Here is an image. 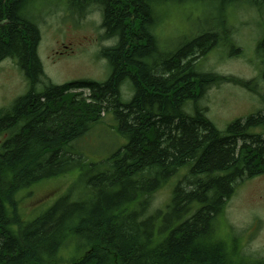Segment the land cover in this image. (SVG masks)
<instances>
[{"label":"trees","instance_id":"16d2710c","mask_svg":"<svg viewBox=\"0 0 264 264\" xmlns=\"http://www.w3.org/2000/svg\"><path fill=\"white\" fill-rule=\"evenodd\" d=\"M31 2L0 0V62L14 59L28 83L0 108V264H54L74 240L86 251L67 264H264L240 247L229 252L216 234L236 188L264 174V134L252 131L264 127V69L259 81L200 72L195 62L222 44L234 47L232 9L264 0H69L80 15L100 8L103 37L115 43L100 51L110 66L105 81L64 84L45 79L41 33L24 15ZM165 5L212 6L224 30L207 28L163 51L155 31ZM257 49L264 58V38ZM125 82L133 92L127 100ZM222 83L248 89L263 106L225 131L199 104ZM107 113L126 142L106 160L87 162L75 143ZM75 169L83 170L78 199L67 193L23 222L17 194ZM179 174L169 203L150 211L154 194Z\"/></svg>","mask_w":264,"mask_h":264},{"label":"rangeland","instance_id":"374dc122","mask_svg":"<svg viewBox=\"0 0 264 264\" xmlns=\"http://www.w3.org/2000/svg\"><path fill=\"white\" fill-rule=\"evenodd\" d=\"M87 13H76L69 0H32L25 8V17L36 23L41 33L38 55L46 80L56 84L77 80L105 81L110 75V66L106 59L100 57V50L115 41H107L103 37L102 13L97 8ZM158 15L155 33L160 49L166 52L175 50L207 28L224 30L221 26V13L212 6L165 5L159 9ZM229 24L232 28L229 34L235 46L220 45L206 57H197L195 62L198 70L243 79L259 78L260 81L264 58L259 54L257 46L264 38V5L251 7L247 3L241 4L237 9H232ZM223 34L227 32L223 31ZM261 86L264 89V81ZM27 87L26 77L14 59L7 58L0 62V108L10 107L18 96L27 91ZM121 90L125 100L133 93L128 82L122 85ZM82 92L85 95L89 93L88 90ZM199 104L207 109V116L221 131H225L237 118H244L263 108L257 95L234 83H222L209 89ZM186 110L192 111L188 107ZM105 116L75 143L85 147V151L80 152L87 162L106 160L126 142L116 132L112 114L107 113ZM252 131L264 134V127ZM3 139L1 137L0 142ZM82 172L75 169L21 190L16 198L23 222L33 220L67 193H72V197L78 199L83 189ZM180 176H175L154 194L150 211L164 208L169 203L174 183ZM216 234L226 243L229 252L240 247L238 249L245 257H264V174L249 178L236 188L225 211L217 219ZM85 251L79 249L74 240L60 250L54 264H67L73 258L82 256Z\"/></svg>","mask_w":264,"mask_h":264},{"label":"bare ground","instance_id":"6f19581e","mask_svg":"<svg viewBox=\"0 0 264 264\" xmlns=\"http://www.w3.org/2000/svg\"><path fill=\"white\" fill-rule=\"evenodd\" d=\"M94 8H97V10H99V11L102 13L101 9L98 8V7H92V8H90L89 11H88V13H89L90 11H93ZM88 13H87V14H88ZM112 44H113V43H112ZM121 87H122V86H121ZM91 94H92V93H91ZM120 97H121V95H120ZM121 99H122V98H121Z\"/></svg>","mask_w":264,"mask_h":264}]
</instances>
